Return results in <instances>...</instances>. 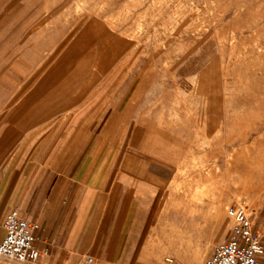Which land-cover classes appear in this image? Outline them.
Wrapping results in <instances>:
<instances>
[{"label": "rangeland", "instance_id": "rangeland-1", "mask_svg": "<svg viewBox=\"0 0 264 264\" xmlns=\"http://www.w3.org/2000/svg\"><path fill=\"white\" fill-rule=\"evenodd\" d=\"M93 167L96 264H203L236 204L262 229L264 0H0V207Z\"/></svg>", "mask_w": 264, "mask_h": 264}, {"label": "crops", "instance_id": "crops-1", "mask_svg": "<svg viewBox=\"0 0 264 264\" xmlns=\"http://www.w3.org/2000/svg\"><path fill=\"white\" fill-rule=\"evenodd\" d=\"M95 173L97 172L94 167L89 169L87 178L83 177L76 182L75 190L69 189L68 177L63 181L56 178L55 185L54 183L47 185L45 174L37 177L30 174L26 186H21L20 178L19 183L14 185L11 201H5L4 206L0 207V242L5 236L3 226L5 217L13 207H16L22 216L40 225L36 231L35 246L43 252L39 260L44 264H74L78 261L82 263L87 256H93L99 263L109 262V250L101 247L104 240V245L106 247L109 245V236L101 232L104 225L102 218H99V211L98 217L92 219V224L98 223V226L90 225L86 228L83 193L86 182L89 187L90 178L97 177ZM94 228L99 232L87 234V229ZM86 236L90 240V246L85 243ZM88 253L91 255H86ZM39 260L33 264H37Z\"/></svg>", "mask_w": 264, "mask_h": 264}, {"label": "built area", "instance_id": "built-area-1", "mask_svg": "<svg viewBox=\"0 0 264 264\" xmlns=\"http://www.w3.org/2000/svg\"><path fill=\"white\" fill-rule=\"evenodd\" d=\"M233 227L228 238L218 243L203 264H261L264 255V227L256 226L254 213L243 205L229 207ZM5 236L0 242V258L22 264L34 263L43 256L35 246L39 223L21 215L19 208L11 209L3 223ZM81 264H96L87 256Z\"/></svg>", "mask_w": 264, "mask_h": 264}]
</instances>
